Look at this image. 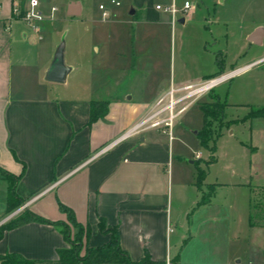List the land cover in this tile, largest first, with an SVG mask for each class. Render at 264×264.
Returning <instances> with one entry per match:
<instances>
[{
  "label": "crops",
  "instance_id": "0c3cea01",
  "mask_svg": "<svg viewBox=\"0 0 264 264\" xmlns=\"http://www.w3.org/2000/svg\"><path fill=\"white\" fill-rule=\"evenodd\" d=\"M48 1L38 0V10L45 19L33 31L15 16L17 1L0 0L3 216L7 214L5 172L20 177L15 194L24 201L21 211L28 210L50 222H66L59 205L70 209L76 222L89 230L83 239L85 248L106 246L116 231L122 251L136 263L148 256L157 264H264V226L251 224L254 182L264 176L263 171L254 169L250 162V181L244 185L248 191L246 208L212 209V200L199 206L197 177H183L186 161L181 151L175 160L174 124L172 140L167 128L149 125L124 138L171 90L232 73L235 77L264 64V57L228 72L233 61L219 48L207 70L193 78L177 81L172 75L168 80L163 57L167 30L174 29L176 23L187 24L195 14L194 5L186 12L177 7V0H165L164 6L159 0H65L67 19L100 26L94 35L69 42L76 59L67 64L65 83L54 86L61 84L46 82L44 76L58 42L52 39L40 44L43 23L52 21L48 19L50 10L56 8L48 7ZM100 6L109 11L107 20H102ZM172 6L177 10L175 16L166 11ZM238 32L242 35L244 30ZM223 33H229L228 28ZM227 36L218 32V38ZM208 39L220 45L215 32ZM246 41L264 45V25L248 29ZM87 49L102 55L99 64L87 57ZM94 102L104 107L91 121ZM205 208H209V219L199 222L198 227L207 221L215 225H210L212 229L205 236V250L188 254L199 235L192 229ZM225 219L230 224L226 236L222 231L225 226L219 225ZM243 243L254 247L253 255ZM67 247L56 227L30 223L4 233L0 255L17 253L32 261H52L57 250Z\"/></svg>",
  "mask_w": 264,
  "mask_h": 264
},
{
  "label": "rangeland",
  "instance_id": "374dc122",
  "mask_svg": "<svg viewBox=\"0 0 264 264\" xmlns=\"http://www.w3.org/2000/svg\"><path fill=\"white\" fill-rule=\"evenodd\" d=\"M186 2H190L196 8L191 20L183 26L176 23L174 29L167 30L163 57L167 65L168 80H171L172 75L176 76L177 81L179 78H193L207 70L215 61L219 48L226 52L228 61H233V66L228 72L240 69L264 57V45H250L246 41L248 29L255 25H264V0H177V7L183 8ZM64 3L65 0L48 1V7L55 6L58 12L51 22L43 23L45 30L40 35L43 38L40 44H46L53 39L58 42V46L62 45L67 66L73 58L76 59L73 50L70 51L69 42L73 39L84 40L94 35L100 25L67 19L64 13ZM164 3H166L165 0L158 1L161 6H164ZM26 9L27 5L21 10L17 4L14 6L15 16L23 19ZM226 28L229 33H223ZM240 28L244 30L242 35L238 32ZM219 31L224 35L228 34L227 39L218 38ZM211 32H215L219 46L214 45L208 39ZM206 39L209 40L210 47ZM66 47L70 54H65ZM86 54L87 57L95 59L96 64L101 62V54L97 55L90 49H87ZM54 86H62V84ZM215 99L226 105L225 122L234 121L237 124L221 129L219 137L215 134L216 142H210L205 147L199 136L204 127V115L201 108L203 104L215 101ZM262 108H264V64L254 66L230 78L214 89L211 94L193 103L174 121L175 160L178 159L177 153L181 151L186 161L185 167L182 165L184 178L189 179L193 175L197 177L199 168L206 172L202 188L200 190L197 187V190L201 192L200 201L203 195L207 196L213 190L215 191L210 208L223 210L235 206L238 208L248 206V191L244 185L250 181V162L254 169L264 172V118L246 122L243 120L253 110ZM215 129L219 130L218 123ZM254 186L253 206L264 212V176L254 182ZM3 195L4 193L0 190V205ZM208 213L209 208H205L198 215L200 219L196 222V227L192 229V232L199 233V235L187 249L188 254L195 250H205V236L212 229L210 225L214 226L215 223L207 221L206 225L203 224L201 227H198V224L209 219ZM17 214L1 225L9 222ZM3 215L0 211V221L7 217ZM66 224L70 229L72 242H78L74 238L77 229L69 221ZM219 225L225 226L222 231L225 236L228 235L230 226L228 219L223 220ZM243 248L250 249L252 255L254 254V247L249 248L247 243H243ZM84 249L82 254H84ZM259 251L256 250L257 253ZM261 258H263L262 252L261 256H257V259L261 260Z\"/></svg>",
  "mask_w": 264,
  "mask_h": 264
},
{
  "label": "trees",
  "instance_id": "16d2710c",
  "mask_svg": "<svg viewBox=\"0 0 264 264\" xmlns=\"http://www.w3.org/2000/svg\"><path fill=\"white\" fill-rule=\"evenodd\" d=\"M18 2V6L23 10L25 6V0H14ZM104 104L93 103L92 104V115L91 121H94L96 115L102 111ZM202 112L204 115V127L202 132L199 133L201 142L203 146H208L210 142H216V137H219L221 129L224 127L230 128L232 125L237 124L234 121L225 122V109L226 105L220 100H216L205 103L202 105ZM264 118V108L252 111L244 120ZM218 123V131L215 129ZM216 130V131H215ZM215 149V147L213 148ZM214 161V159H213ZM212 161V162H213ZM211 162V163H212ZM1 171V170H0ZM3 178L8 183V191L6 198V216L15 212L24 205V201L18 198L15 194V186L18 183L20 177L11 176L5 172H2ZM206 172L202 169H198V175L196 180V186L201 190L202 184L205 180ZM215 194L213 190L209 195H203L202 201L199 206L206 205L210 202L211 198ZM259 208L253 207V213L251 214V224L252 226H264V215ZM59 210L66 215V222H50L39 215H36L28 210H23L19 212L15 217H13L9 222L0 226V240L7 231L15 230L17 228L23 227L30 223H36L40 225H50L56 227L62 238L68 244L65 249H59L56 251V259L52 261H32L24 258L22 255L17 253H8L5 255H0V264H157L150 260L147 256L141 262H133L129 255L122 251L120 242H118V237L116 231L113 233L112 240L104 247L96 249H88L83 245V239L88 236V228L82 227L76 222L73 212L63 205H59ZM70 222L73 227L77 229V233L74 235L75 240L78 242L73 243L70 236V229H68L67 222ZM102 229L104 224H101ZM85 248V249H84ZM84 249V254L82 250Z\"/></svg>",
  "mask_w": 264,
  "mask_h": 264
},
{
  "label": "built area",
  "instance_id": "2783aa9c",
  "mask_svg": "<svg viewBox=\"0 0 264 264\" xmlns=\"http://www.w3.org/2000/svg\"><path fill=\"white\" fill-rule=\"evenodd\" d=\"M113 3V2H112ZM118 5V4H116ZM39 4L38 0H28L27 9L23 16V21L33 30H38V24L44 21V16L38 10ZM161 6H157L158 10H161ZM185 11L192 9L191 3H185ZM1 9V7H0ZM102 20H107L109 18V11L104 7L100 6ZM56 8L50 10L49 20L54 18ZM166 11L176 15L177 10L174 6L166 9ZM236 73H232L225 76L215 77L213 79L201 82L199 84L185 86L180 89H173L166 96L160 99L155 105V111L146 118L141 124L136 126L133 130L127 133L124 138L129 137L131 134L139 130L140 128L149 125L152 128H167L165 132L173 139V124L175 119L181 115L187 108H189L193 103L198 101L205 95L210 94L219 85L228 81ZM168 99V102L166 100ZM180 108V109H178ZM197 158H200L197 156Z\"/></svg>",
  "mask_w": 264,
  "mask_h": 264
},
{
  "label": "water",
  "instance_id": "95a60500",
  "mask_svg": "<svg viewBox=\"0 0 264 264\" xmlns=\"http://www.w3.org/2000/svg\"><path fill=\"white\" fill-rule=\"evenodd\" d=\"M183 22V20H182ZM69 73V68L65 64L64 59V47L62 45L58 46L53 59L45 73L44 80L49 83L54 84H63L66 81V77ZM21 210H17L11 216L5 218L0 225L4 223L6 220L19 213Z\"/></svg>",
  "mask_w": 264,
  "mask_h": 264
}]
</instances>
